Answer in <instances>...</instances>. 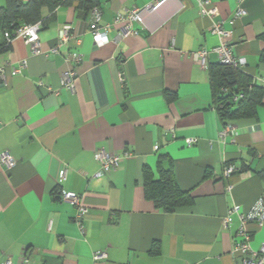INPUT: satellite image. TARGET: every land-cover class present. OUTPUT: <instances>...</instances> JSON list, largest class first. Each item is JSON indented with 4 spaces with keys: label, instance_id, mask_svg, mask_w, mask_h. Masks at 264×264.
Returning a JSON list of instances; mask_svg holds the SVG:
<instances>
[{
    "label": "crops",
    "instance_id": "0c3cea01",
    "mask_svg": "<svg viewBox=\"0 0 264 264\" xmlns=\"http://www.w3.org/2000/svg\"><path fill=\"white\" fill-rule=\"evenodd\" d=\"M210 1L212 17L199 14L197 0H166L155 10L145 8L151 0H94L101 23L132 6L142 16L133 23L138 33L116 40L114 28L96 45L90 9L59 0L42 8L39 54L22 37L6 45L0 22V152L16 160L10 169L0 165V262L25 264L27 255L28 264H238L232 247L240 218L233 214L227 226L223 218L233 205L247 212L264 188V0ZM238 7L245 14L231 24ZM215 21L246 60L239 72L262 89L250 115L230 120L237 134L224 139L209 69L218 64ZM66 23L79 43L53 50ZM202 48L209 50L204 64L194 56ZM72 50L82 60L69 90L61 75ZM188 137L197 141L188 145ZM98 149L122 155L115 170H101ZM159 158L190 204L168 212L146 197L143 170L156 178ZM228 165L236 169L226 176ZM61 191L87 206L83 229ZM247 228L258 248L264 225ZM97 250L106 257L94 260Z\"/></svg>",
    "mask_w": 264,
    "mask_h": 264
},
{
    "label": "built area",
    "instance_id": "2783aa9c",
    "mask_svg": "<svg viewBox=\"0 0 264 264\" xmlns=\"http://www.w3.org/2000/svg\"><path fill=\"white\" fill-rule=\"evenodd\" d=\"M166 0H151V2L145 6L148 10H155L160 5H162ZM197 7L199 14L203 16L212 17L216 14V8L211 5L210 0H197ZM101 9L94 5L90 8V18H89V31L92 35L93 42L96 45H101L109 41L108 34L115 28L117 29L116 40L128 35L138 33V30L133 28V23L142 22L141 8L132 6L128 8L124 13H117L111 23H101ZM245 14V10L238 7L234 16L230 19V23L233 24L234 21L240 16ZM41 20H38L31 24H25L14 30L11 36L7 37V42H10L14 37H22L24 41L29 45L30 51L33 54L42 53L40 40H39V30L41 28ZM119 24L118 27L115 25ZM211 32L218 36L219 43L217 46L211 50L217 55L218 62L222 65L231 66L234 69L241 70L246 64L244 57L235 55L232 50V45L230 43L229 37L231 35L230 30L224 29L221 21H215L210 27ZM69 40H74L75 43H79V39L76 33V29L73 25L66 23L58 29V41L53 50H55L60 44L67 42ZM209 50L202 48L194 53L195 59L201 64L205 63L206 57ZM82 60V54L78 50H72L67 55V61L70 66L63 71L61 75V85L72 90L75 86V80L77 76L76 65ZM26 64L25 60L21 61L19 67L12 68V73L19 72L21 67ZM259 84L263 86L264 89V78L259 79ZM48 89H51L49 87ZM226 91V88L224 89ZM243 96L241 91H235L232 93V100ZM262 102L264 104V95ZM229 134H237V128L231 122L222 124L221 130L219 132V137L224 139L225 136ZM197 141L194 137L185 138V142L190 145ZM154 149H158V145H154ZM97 160L100 163V168L104 172H110L115 170L121 159L122 155L106 151L103 149H98L96 152ZM16 164V160L11 155L9 151L0 152V165L6 169L12 168ZM235 166L228 165L224 169V175H229L235 171ZM94 176H98V172ZM61 180L66 179V171L63 170L60 175ZM61 200L69 203L74 209L75 214L73 216L74 221L83 229L82 222L83 217L87 214L88 208L85 206L81 200L79 194L70 193L68 191H61L59 193ZM238 213L240 218V224L235 233V239L233 242L232 253L238 255V264H264V242L258 248H253L250 244L251 233L247 228L249 222H255L258 226L264 225V188L259 197L254 201L252 206L247 212H240V207L238 205H233L228 208L227 214L223 218V225L227 226L232 222L233 214ZM106 257V252L104 250L94 251L92 258L94 260H101ZM28 256L24 255L23 262L28 264ZM0 264H12V261L7 258L0 262Z\"/></svg>",
    "mask_w": 264,
    "mask_h": 264
},
{
    "label": "trees",
    "instance_id": "16d2710c",
    "mask_svg": "<svg viewBox=\"0 0 264 264\" xmlns=\"http://www.w3.org/2000/svg\"><path fill=\"white\" fill-rule=\"evenodd\" d=\"M58 1L52 3L50 0H6V5L0 7V22L2 27L8 29L6 45L10 43L7 42V37L18 27L38 20L43 24L42 8L44 6L52 8ZM79 1L89 9L96 5L94 0ZM209 69L214 83L215 108L222 123L230 122L231 119L242 115H250L253 106L261 101L262 89L258 83L252 80L249 85L250 81L239 70L219 62ZM235 91H241L243 94L236 101L232 100V93ZM161 160L159 158V173L156 178L148 169L143 170L144 191L146 197L151 199L157 208L170 212L178 206L190 204L192 197L189 191L179 187L171 168H165Z\"/></svg>",
    "mask_w": 264,
    "mask_h": 264
}]
</instances>
